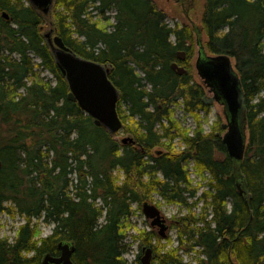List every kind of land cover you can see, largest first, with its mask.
I'll list each match as a JSON object with an SVG mask.
<instances>
[{"label": "trees", "instance_id": "trees-1", "mask_svg": "<svg viewBox=\"0 0 264 264\" xmlns=\"http://www.w3.org/2000/svg\"><path fill=\"white\" fill-rule=\"evenodd\" d=\"M53 6L46 16L28 0H0V214L25 219L13 242L0 238V264H42L61 252L60 243L75 246L74 264H127L133 206L142 210L155 195L190 211L204 206L199 216L189 211L171 224L177 246L154 230L132 235L142 253L152 250V264L179 263L180 251L195 253L194 264H264V0H194L189 13L207 52L238 62L249 206L236 186L221 121L208 132L200 116L210 104L195 79L190 18L171 25L155 0H55ZM46 29L78 56L110 69L120 91L121 133L134 143L123 144L120 133L69 100ZM179 52L187 54L183 63ZM174 63L188 73L178 74ZM175 106L194 118L193 130L177 123ZM191 161L198 174H209L208 189L192 204L199 189ZM40 221L54 225L52 234L38 238Z\"/></svg>", "mask_w": 264, "mask_h": 264}, {"label": "water", "instance_id": "water-1", "mask_svg": "<svg viewBox=\"0 0 264 264\" xmlns=\"http://www.w3.org/2000/svg\"><path fill=\"white\" fill-rule=\"evenodd\" d=\"M28 1L30 5L47 16L51 14L55 0ZM3 15L9 19L8 14ZM193 30L199 46L195 66L199 79L210 95L205 102L207 104L218 103L223 107L225 118V123L222 125L225 131L223 143L228 155L234 161L242 163L248 143V125L245 93L237 71L238 62L236 58L228 55L209 54L204 46L202 29L193 23ZM44 35L55 54L59 71L68 81L69 100L77 102L97 125L105 127L113 135L120 132L123 123L117 112L119 91L109 77L110 70L98 62L78 57L61 38L54 35L53 29H49ZM183 55V52L178 54L184 59ZM172 68L180 75L188 72L177 64H173ZM123 140L127 142L129 138ZM238 190L241 194H247L241 184L238 185ZM147 214L149 217L153 216V210H148ZM153 224L161 225L160 234L165 235V226L158 219ZM66 245L63 243L59 245L62 252L60 259L52 260L50 256H45L42 264H52L53 261L55 264H73L71 256L75 251V246L70 248L67 245L69 249H66ZM143 260L145 264H150L148 258Z\"/></svg>", "mask_w": 264, "mask_h": 264}, {"label": "rangeland", "instance_id": "rangeland-1", "mask_svg": "<svg viewBox=\"0 0 264 264\" xmlns=\"http://www.w3.org/2000/svg\"><path fill=\"white\" fill-rule=\"evenodd\" d=\"M155 2L157 3V5L161 9H163L167 12V14H168L167 20L173 26H177V25L181 26V25L185 24V21H187L185 19H187L188 17H191L189 13L183 14L182 10L179 13H177L178 15L181 14L180 16L176 15V13L172 11L173 6H174V0H155ZM188 22L193 27V23H195V22L192 20H188ZM47 31L48 30L46 29L44 31V33ZM194 36H195L196 56H195L194 61L192 62V66H193V70L195 72L194 73L195 79L200 82L199 75H198L196 67H195V63H196V59H197V55H198V51H199V46L197 44L196 33L194 34ZM204 40H206V37L203 35V41ZM183 56H187V54L183 55ZM263 95H264V92H263ZM200 116H201L202 120L204 121L205 130L208 132L211 130V127L215 122L221 121V124L225 123V118H224V114H223V107L221 105H219L218 103H210V113L206 114L205 111H201ZM174 118L178 124H182L183 126L189 128L190 130H193L195 128L194 118L192 116H190L189 113H185L183 111L182 106H178L175 108ZM126 123H132L133 124V120L128 118ZM123 128H124V126H123ZM121 131H123V130H121ZM121 131L117 133V134L120 133L119 135H117V138L120 141H122V139L125 137H133L132 135L121 133ZM177 141H179V140H176V139L174 140L175 143ZM183 148H184V145L181 146V149H183ZM188 170L190 172L192 185L199 189L197 197L190 201L192 204L195 200L198 199V197H200L202 195V193L205 190L208 189L207 184L209 181V174H206L205 177L198 174L194 161H191V163H189ZM151 204H154L158 208H160L163 216H165V218L170 223V226H171V224L176 222V220H179V218L181 216H185L186 214H189V211H190L189 209L181 207L178 204L166 202L165 200L160 198L159 195L154 196L153 202ZM203 206H204L203 202H199L196 206L193 207L192 211H190V212L193 214L196 213V215L199 216L200 213H202V211H203L202 210ZM230 207H231V203L229 202V208ZM142 210L140 208H138L137 205H134L133 209H132L133 215L131 218L133 220L135 227L132 228L128 232L129 236L127 237V241H128L127 243L130 244L131 246H129L128 250L123 255L127 261V264H138L137 260L144 259V257L147 254V251H145L144 253L141 252L138 243H133V236L132 235H136L137 233H139L138 232L139 230L144 229V231L154 230L153 232L156 233V238L159 237V228H155L151 225V220L146 218V216L144 215ZM205 213L208 216L211 214L210 210H206ZM23 223H24L23 218L19 219V216L17 214L10 215L8 213H1L0 214V238H7L10 242H13L17 236L18 227ZM39 226H40L39 227L40 233H39L38 238L46 237V236H49L50 234H52L54 225L44 224L40 221ZM146 232H148V231H146ZM177 235H178V231H177L176 227H174V228L169 227L168 228L167 236L171 237V239H172L171 246H177L178 245ZM164 239L166 242L167 237ZM162 242H164V241L162 240ZM168 248H170V246H168ZM139 253H140V256H139ZM180 254L183 257V259L193 260L194 262L192 264L195 263V253L186 254V253H183V251H180ZM230 258H231V262H234L232 257H230Z\"/></svg>", "mask_w": 264, "mask_h": 264}, {"label": "bare ground", "instance_id": "bare-ground-1", "mask_svg": "<svg viewBox=\"0 0 264 264\" xmlns=\"http://www.w3.org/2000/svg\"><path fill=\"white\" fill-rule=\"evenodd\" d=\"M52 11V10H51ZM4 14H7L6 12L4 13ZM4 16V15H3ZM54 35H55V32H54ZM56 36H58V35H56ZM59 38H61L60 36H58ZM46 38V37H45ZM62 39V38H61ZM63 40V39H62ZM64 42V41H63ZM65 43V42H64ZM66 45V44H65ZM67 46V45H66ZM68 47V46H67ZM52 48V47H51ZM69 48V47H68ZM180 53V52H179ZM184 53V55H185V52H183ZM77 55V54H76ZM78 56V55H77ZM78 57H80V56H78ZM57 61V60H56ZM174 64H177V63H174ZM178 65V64H177ZM173 66V65H172ZM179 66V65H178ZM179 67H183V66H179ZM196 67V66H195ZM108 68V67H107ZM109 69V68H108ZM186 69V68H185ZM110 70V69H109ZM174 70V69H173ZM197 70V69H196ZM174 71H176V70H174ZM177 72V71H176ZM178 73V72H177ZM198 73V72H197ZM179 74V73H178ZM63 75V74H62ZM240 78H241V76H240ZM112 81V80H111ZM241 82H242V79H241ZM114 84V83H113ZM115 85V84H114ZM242 86H243V82H242ZM117 88V87H116ZM118 89V88H117ZM244 89V88H243ZM119 91V90H118ZM245 93V92H244ZM205 99H209V97H205ZM119 100H120V91H119ZM245 102H246V98H245ZM118 103H119V101H118ZM118 103H117V112H118ZM246 111H247V108H246ZM118 115H119V113H118ZM120 117V116H119ZM121 119V118H120ZM122 121V120H121ZM123 123V122H122ZM124 126V125H123ZM123 128V127H122ZM224 135V134H223ZM223 135H222V140H223ZM125 138H127V137H125ZM129 138V140L127 141V142H124V138L122 139V143L123 144H128V143H134L135 141H134V139L133 138H131V137H128ZM224 144V143H223ZM225 146V145H224ZM226 148V147H225ZM227 151V150H226ZM246 152V151H245ZM228 154V153H227ZM229 156V155H228ZM229 158L231 159V161H232V163H233V175H234V177H235V179H236V186H237V189H238V185H240L241 184V186H242V188H243V190L245 191V193H247V194H241L240 192H239V190H238V192L240 193V195L241 196H243L244 198H245V200H246V203H247V205L249 206V204H250V198L252 197V195L249 193V190H248V183H247V181H246V179H245V176L243 175V173H242V163H238V162H236V161H234L230 156H229ZM244 159H245V157H244ZM1 161V160H0ZM244 161V160H243ZM2 169V162H1V165H0V170ZM148 210H153V213H154V215L153 216H151V217H149L148 216V214H147V211ZM143 213H144V215L146 216V218L147 219H150V220H152V222H151V224H152V226L153 227H158L159 228V235H161L160 234V230H161V225H159V224H153V222L156 220V219H158L160 222H161V224L163 225V226H165V235H161V237L162 238H166L167 237V230H168V228H169V225L167 224V219L165 218V216H163V214H162V212H161V210H160V208H158L156 205H154V204H151L150 202H145L144 204H143ZM19 219H21L20 217H19ZM24 220V223H25V219H23ZM19 228V227H18ZM18 230V229H17ZM62 243H60V245H61ZM70 248H71V245L70 244H67ZM66 245V249H69L68 248V246ZM151 252H152V250L151 249H148V251H147V254H146V256L144 257V258H148L149 260H150V256H151ZM46 256H50V258L52 259V260H57V258L58 259H60L61 257H62V253H61V255L59 256V257H57V258H55L54 256H51L50 254H48V255H46ZM44 260V259H43ZM71 261H72V256H71ZM73 262V261H72ZM43 263V262H42ZM55 264V262L53 261L52 262V264ZM74 264V263H73ZM145 264V263H144Z\"/></svg>", "mask_w": 264, "mask_h": 264}, {"label": "flooded vegetation", "instance_id": "flooded-vegetation-1", "mask_svg": "<svg viewBox=\"0 0 264 264\" xmlns=\"http://www.w3.org/2000/svg\"><path fill=\"white\" fill-rule=\"evenodd\" d=\"M193 1L194 0H174V6H173V12H175L176 13V15H178L177 13H179L181 10H182V13L183 14H188V13H190V8H191V5H192V3H193ZM181 14H179L178 16H180ZM190 18V17H189ZM191 20V19H190ZM193 21V20H192ZM179 54V53H178ZM185 55H186V53H185ZM184 57V59L183 58H180L179 56H178V58H179V61H180V63H183V62H185L186 60H187V56H183ZM179 66H183L184 68H185V66L182 64V65H180L179 63H177ZM187 70V69H186ZM188 71V70H187ZM188 73V72H187ZM206 96L207 97H210V95L208 94V92H207V94H206ZM205 100V99H204ZM151 222H152V220H151ZM167 224L169 225V227H170V223L168 222V220H167ZM152 225V224H151ZM155 228H158V227H155ZM61 253L62 252H58V253H56V254H54V257L55 258H57V257H59L60 255H61ZM58 254V255H57ZM181 258H182V256H181ZM154 260V256H153V252H151V256H150V264H152V261ZM142 262H143V264H144V260L142 259L141 260ZM194 261L193 260H185V259H181V261L178 263V262H176V263H174V264H191V263H193ZM171 264V263H170Z\"/></svg>", "mask_w": 264, "mask_h": 264}]
</instances>
